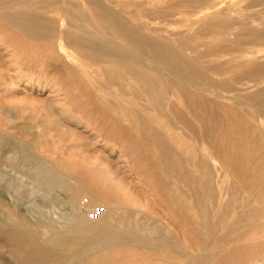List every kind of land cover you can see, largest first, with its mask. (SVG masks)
Returning <instances> with one entry per match:
<instances>
[{
  "label": "rangeland",
  "instance_id": "374dc122",
  "mask_svg": "<svg viewBox=\"0 0 264 264\" xmlns=\"http://www.w3.org/2000/svg\"><path fill=\"white\" fill-rule=\"evenodd\" d=\"M253 32L264 0H0V264H264Z\"/></svg>",
  "mask_w": 264,
  "mask_h": 264
},
{
  "label": "bare ground",
  "instance_id": "6f19581e",
  "mask_svg": "<svg viewBox=\"0 0 264 264\" xmlns=\"http://www.w3.org/2000/svg\"><path fill=\"white\" fill-rule=\"evenodd\" d=\"M255 1V0H254ZM256 1H258V0H256ZM259 1H261V0H259ZM107 11L106 10H104V9H101V13H103V14H105ZM240 36V35H239ZM252 36H253V38H261V37H263L264 36V33L263 32H253L252 33ZM188 70V69H187ZM187 70L186 69H182V70H178V71H176L175 72V74H176V76L179 78V79H181V80H185L187 77H189V72H187ZM237 142V141H236ZM239 143V142H238ZM242 146H240V148H241ZM239 148V150H241ZM229 151V150H228ZM241 152V151H240ZM243 152H244V150H243ZM239 158V157H238ZM74 201H72V203H73ZM75 203V202H74ZM78 208V207H77ZM79 212V211H78ZM93 217L92 218H90V217H81V216H78V215H73V216H71V215H63V217L61 218V220L64 222V224H63V226L66 228V229H64V231L65 232H67L68 231V229H70V228H72V227H74V226H78V225H82L81 227H82V229H80V230H77V231H72L71 232V234H70V237H68L67 238V236H62L61 235V237L60 236H51V238L50 239H48L47 241H48V243H49V245H52V244H50V243H56V240H58V243H59V240L61 239V238H67V240H66V244H69L70 245V243H72L73 241H74V239H77V237H78V232L79 231H86V230H88V231H90V230H93L96 226H97V224H98V220H97V218H96V214L95 215H92ZM87 222H90L91 223V225H89ZM76 230V229H75ZM94 232V231H93ZM57 233V232H56ZM83 233V232H82ZM117 233V232H116ZM52 235V234H51ZM81 235V234H80ZM88 235V234H87ZM53 237V238H52ZM109 237V235H108V233H104V235H102L101 236V239H103V240H105V239H107ZM120 237V236H119ZM73 240V241H72ZM79 240V239H78ZM82 239H80V241H81ZM61 241V240H60ZM77 241V240H76ZM90 241V240H89ZM46 243V242H45ZM73 245V244H72ZM75 245V244H74ZM60 247V246H59ZM66 248V247H65ZM48 249V248H47ZM71 250V249H70ZM71 252V251H70ZM44 253H49V252H44ZM43 254V253H42ZM63 257V256H62ZM43 261V260H42ZM33 263V262H32Z\"/></svg>",
  "mask_w": 264,
  "mask_h": 264
}]
</instances>
